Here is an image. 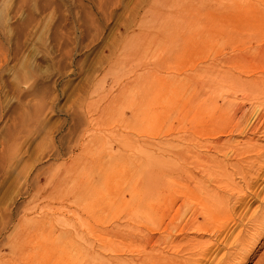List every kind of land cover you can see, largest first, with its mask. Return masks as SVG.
<instances>
[{
    "label": "rangeland",
    "instance_id": "obj_1",
    "mask_svg": "<svg viewBox=\"0 0 264 264\" xmlns=\"http://www.w3.org/2000/svg\"><path fill=\"white\" fill-rule=\"evenodd\" d=\"M151 256L264 264V0H0V264Z\"/></svg>",
    "mask_w": 264,
    "mask_h": 264
},
{
    "label": "bare ground",
    "instance_id": "obj_2",
    "mask_svg": "<svg viewBox=\"0 0 264 264\" xmlns=\"http://www.w3.org/2000/svg\"><path fill=\"white\" fill-rule=\"evenodd\" d=\"M206 222H201V223H198V226L200 227V228H203V226H204V224H205ZM206 225H207V223H206ZM198 227V228H199ZM197 229V228H196ZM197 230H199V229H197ZM175 243V242H174ZM171 245H173V244H171ZM179 245V244H178ZM177 246V245H176ZM180 248V247H179ZM174 249V248H173ZM176 249V248H175ZM205 253V252H204ZM201 256L202 255H205V254H200ZM157 257V256H156ZM204 257V256H203ZM206 258V257H205ZM160 259H164V258H160ZM160 259H158V258H155V257H153L152 258V256H151V260H154V264H170V261L166 258L165 260H160ZM153 264V263H152ZM171 264H182V262L181 263H176V262H174V263H171Z\"/></svg>",
    "mask_w": 264,
    "mask_h": 264
}]
</instances>
